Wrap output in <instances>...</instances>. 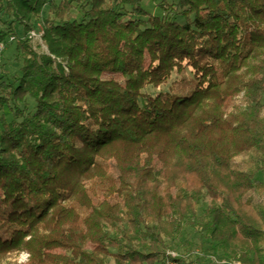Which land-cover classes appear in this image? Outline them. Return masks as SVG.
Returning a JSON list of instances; mask_svg holds the SVG:
<instances>
[{
  "label": "trees",
  "instance_id": "1",
  "mask_svg": "<svg viewBox=\"0 0 264 264\" xmlns=\"http://www.w3.org/2000/svg\"><path fill=\"white\" fill-rule=\"evenodd\" d=\"M160 1L0 0V264H264V0Z\"/></svg>",
  "mask_w": 264,
  "mask_h": 264
},
{
  "label": "rangeland",
  "instance_id": "2",
  "mask_svg": "<svg viewBox=\"0 0 264 264\" xmlns=\"http://www.w3.org/2000/svg\"><path fill=\"white\" fill-rule=\"evenodd\" d=\"M161 3L160 0H146L144 6L145 8H148V10L154 14H156L158 12V8H157V5ZM47 14V7L44 8L43 10V15H46ZM10 21V17H8L5 13H2L0 15V23H3V24H7L8 22ZM4 27V25H2ZM37 27L39 28V31L38 33L35 35H33V39H32V44L36 47V48H40V50H45V46L42 44V41L40 39V34H41V28L39 27V25L37 24ZM15 28L17 30V32H19V27L15 24ZM40 46V47H38ZM11 46L9 48H7L3 54V57H1V61L0 63H3V62H6L7 63V67H8V63H9V66L12 64L13 66V69L14 70H17V67H18V64L15 63V60L13 59L14 58V55H15V52L14 50L11 51ZM59 60V58H58ZM60 61V60H59ZM18 62V61H17ZM16 64V65H15ZM187 74L188 76L191 75L190 73V70L187 69ZM0 75H1V66H0ZM120 79H121V76H118ZM179 80V76H177L176 74H173L170 78V80L168 81V83L164 86H161L159 89H153V88H148V90H146L147 92L151 93V94H156L159 90H161L162 92H166L168 91V87L171 85V84H174V82H178ZM145 91V90H144ZM160 92V91H159ZM162 98L163 99H166V95L163 94L162 95ZM33 107H34V104L33 102L29 99L28 100V110L32 111L33 110ZM7 109V108H5ZM7 118H10L11 117V114H10V111H9V115H6ZM109 172L113 175V176H117L118 175V170H117V167H116V162L114 159H111L109 160ZM257 178L261 181H264V171H262L258 176ZM207 199V198H206ZM203 200V202L197 207V212L198 213H201L202 210H203V207L207 204V201ZM255 200H258L256 197H254ZM120 198L117 196V195H113L109 198V202L110 203H114L116 201H119ZM208 200V199H207ZM25 201H14V202H10L9 205H8V209L10 211H21L25 208ZM190 235L191 237L193 238L194 240V244L192 246V248L198 250V242H199V235L197 233H194L192 230H190L189 228H187L185 230V232L176 240L175 242V247L178 248L179 250H182L183 248V245H182V242L188 237L190 238ZM177 249V250H178ZM208 250V249H207ZM176 252V251H175ZM28 259H29V254L27 252H24L22 251L18 257H17V262L18 264H28ZM205 263L206 264H213L212 263V259H210V257H207L206 260H205Z\"/></svg>",
  "mask_w": 264,
  "mask_h": 264
},
{
  "label": "built area",
  "instance_id": "3",
  "mask_svg": "<svg viewBox=\"0 0 264 264\" xmlns=\"http://www.w3.org/2000/svg\"><path fill=\"white\" fill-rule=\"evenodd\" d=\"M31 35L33 36L34 33H31ZM3 44L0 43V55L1 52L3 50ZM166 255H167V259L165 260V264H179L177 261L173 260L172 258L177 257V253L172 251V250H167L166 251Z\"/></svg>",
  "mask_w": 264,
  "mask_h": 264
}]
</instances>
